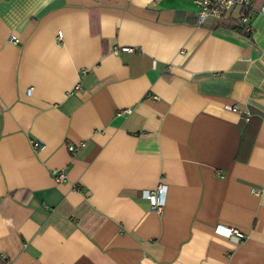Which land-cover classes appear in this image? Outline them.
<instances>
[{"label":"crops","instance_id":"obj_1","mask_svg":"<svg viewBox=\"0 0 264 264\" xmlns=\"http://www.w3.org/2000/svg\"><path fill=\"white\" fill-rule=\"evenodd\" d=\"M263 1L0 0V264H264Z\"/></svg>","mask_w":264,"mask_h":264},{"label":"built area","instance_id":"obj_2","mask_svg":"<svg viewBox=\"0 0 264 264\" xmlns=\"http://www.w3.org/2000/svg\"><path fill=\"white\" fill-rule=\"evenodd\" d=\"M197 2V22L201 23L207 17L214 18H224L227 16H233L234 20L237 24L241 25L245 30L252 31V27L250 24L249 17L251 15L250 10L253 3V0H196ZM258 11L264 14V1L260 3L258 7ZM59 38L61 34H58ZM12 41H17L16 36L12 35ZM133 47L121 45V47H117L116 50L127 51L129 52ZM30 93V89H27ZM231 110L239 112L240 115L243 116L245 120L248 119V114L245 109H240L236 103H232L228 106ZM35 147L38 146L37 143H34ZM80 145H83L81 143ZM79 145V146H80ZM77 146V147H79ZM53 177L56 181L64 180L65 176L63 171L53 170ZM165 184L157 185L156 189L153 191H143V195L146 197L148 202L150 203L151 208L160 209L164 203L165 197ZM216 232L223 233L229 239L234 241H239L243 236V232H241L236 227H217L215 228Z\"/></svg>","mask_w":264,"mask_h":264}]
</instances>
